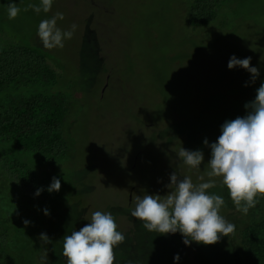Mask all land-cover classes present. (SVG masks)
<instances>
[{
    "label": "rangeland",
    "instance_id": "obj_1",
    "mask_svg": "<svg viewBox=\"0 0 264 264\" xmlns=\"http://www.w3.org/2000/svg\"><path fill=\"white\" fill-rule=\"evenodd\" d=\"M10 2L21 9L14 19L8 16ZM40 3L0 0V51L24 46L42 58L14 84L1 88L0 112L17 106L23 97L41 95L43 104L52 106L63 95L69 108L61 128L67 153L53 164L20 153L19 159L36 174L34 190L42 189L40 199L32 193L18 197L7 178L0 177L1 207L8 209L10 201L21 200L30 212L46 209L52 214L48 228L70 227L68 235L90 222L93 212H111L117 231L125 235V241L114 248V264H174L177 254L175 264H252L241 261L242 238L236 237L246 228L252 230L264 211L257 207L247 215L237 211L220 178L208 191L224 198L220 214L236 227L234 235L215 245L185 246L179 232H149L131 212L139 195H166L173 172L180 178L191 177L194 183L201 182V175L204 182L209 179L211 151L203 141L216 142L225 121L246 115L243 96L249 97L252 88L261 85L264 0H232L223 20L228 26L241 23L237 37L219 40L214 50L184 60L200 40L215 41L219 32L215 22L200 33L189 31L188 0H53L48 13L23 10ZM57 12L64 15L57 20L58 28L67 31L75 24L76 29L71 39L63 40L62 48L48 49L37 35L38 26ZM198 33L203 35L199 38ZM233 55L251 57L250 66L259 70L254 83L246 70L228 69ZM181 147L203 152L199 170L183 163ZM54 177L61 188L50 193L47 189ZM256 199L263 206L264 197ZM65 207L68 211L61 213ZM63 214L70 219L59 220ZM255 218L259 220L254 223ZM255 239L264 241V228Z\"/></svg>",
    "mask_w": 264,
    "mask_h": 264
},
{
    "label": "clouds",
    "instance_id": "obj_2",
    "mask_svg": "<svg viewBox=\"0 0 264 264\" xmlns=\"http://www.w3.org/2000/svg\"><path fill=\"white\" fill-rule=\"evenodd\" d=\"M52 4L53 0H41L39 6L29 4L23 10L48 13ZM20 11L16 3L8 4L9 19L16 18ZM58 19H64L63 13L57 12L52 18L42 20L38 26L37 35L45 48H62L63 40L73 36L76 25L62 31L57 27ZM250 64L251 57L238 59L233 55L227 67L229 70L236 67L246 70L254 83L259 70ZM244 107L246 115L221 125L216 142L209 144L207 139L203 141L211 151L207 162L210 170L206 173L209 179L206 182L203 175L198 177L200 183H194L191 177L180 178L173 172L166 185V195L145 193L136 197L131 216L143 222L144 229L158 235L179 232L185 246L193 242L215 245L222 237L235 234L236 226L220 214L225 206L224 198L210 194L208 190L215 188L216 178H220L236 210L243 215H247L259 203L257 196L264 197V82L256 90L255 99ZM179 157L186 166L195 170H199L204 161L202 151L183 147L179 150ZM60 188V180L54 177L47 190L50 193L58 192ZM41 191L38 189L35 195L39 196ZM44 214H49L46 209ZM23 223L27 226L30 222L25 220ZM117 227L111 212H93L90 222L79 231L63 237L62 255L67 259V264H114V248L125 241V235L117 231ZM39 240L45 244L52 242L45 233L40 234ZM42 259H46V255ZM178 260L177 254L173 257L174 264Z\"/></svg>",
    "mask_w": 264,
    "mask_h": 264
},
{
    "label": "trees",
    "instance_id": "obj_3",
    "mask_svg": "<svg viewBox=\"0 0 264 264\" xmlns=\"http://www.w3.org/2000/svg\"><path fill=\"white\" fill-rule=\"evenodd\" d=\"M188 2L185 18L190 32L199 29L200 33L213 22L216 23L215 27L219 32L215 41L198 40L201 44L195 46L193 53L183 56V60L186 57L191 58L202 52L214 50L219 40L226 41L237 37L236 33L240 31L241 23L236 21L234 26H228L223 20L226 5H232L230 4L232 0H188ZM199 33L198 37L203 35ZM191 37L193 39L194 34ZM41 59L29 47L14 46L9 50H1L0 90L6 84H14L18 81L24 71L35 64L39 65ZM179 59L177 57L174 60ZM262 82L264 75L259 79V83ZM258 88L253 87L252 94L249 92L250 96H243V99L247 103L251 102ZM64 98L63 95L58 96L57 102L49 106L43 104L44 98L41 95L27 96L18 100L17 106L13 105L6 112H0V150L3 152L0 156V177L7 178V183L16 190L18 197L32 193L40 199V196L35 195L36 189L34 190V186H38L36 174L19 159L20 153L34 155L50 164L65 157L67 153V144L61 133L69 109L64 105ZM242 110L246 111L245 108ZM9 203H12V206L8 209L0 205V264H63V237L69 234L70 227L51 230L48 228V219L52 216L49 212L48 215L39 209L30 212L21 200H12ZM255 207L259 208L260 212L264 211V204L263 206L256 204ZM61 211V213L67 212L68 207ZM58 219L68 221L70 218L63 214ZM25 220L30 222L27 226L23 223ZM256 220L259 219L255 218L254 223ZM33 222L38 223L39 226L32 227ZM262 228H264V216L259 223L251 227L252 230L246 228L241 234L236 235L237 239L242 238L238 242L241 261L257 264L258 260H264V241L255 239ZM41 233H45L52 242L45 244L40 241ZM142 238L146 239L144 236ZM149 251L150 249L146 254ZM45 255L46 259H42Z\"/></svg>",
    "mask_w": 264,
    "mask_h": 264
}]
</instances>
